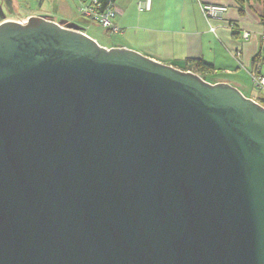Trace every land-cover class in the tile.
I'll return each instance as SVG.
<instances>
[{"label":"water","instance_id":"water-1","mask_svg":"<svg viewBox=\"0 0 264 264\" xmlns=\"http://www.w3.org/2000/svg\"><path fill=\"white\" fill-rule=\"evenodd\" d=\"M0 264H264V108L47 17L0 24Z\"/></svg>","mask_w":264,"mask_h":264},{"label":"crops","instance_id":"crops-1","mask_svg":"<svg viewBox=\"0 0 264 264\" xmlns=\"http://www.w3.org/2000/svg\"><path fill=\"white\" fill-rule=\"evenodd\" d=\"M146 1H115L119 11L115 24L122 33L110 36L103 31L113 46L85 33L108 49L133 50L182 71L186 60L201 59L215 68L208 75L213 82H208L231 85L254 102L264 99L252 81L253 76H264L262 0H150V9L142 10ZM205 5L226 7L224 20L208 21L202 11Z\"/></svg>","mask_w":264,"mask_h":264},{"label":"built area","instance_id":"built-area-1","mask_svg":"<svg viewBox=\"0 0 264 264\" xmlns=\"http://www.w3.org/2000/svg\"><path fill=\"white\" fill-rule=\"evenodd\" d=\"M80 14L83 18H86L92 23H96L99 27L109 33L110 36L120 35L121 29L115 24V20L119 15L118 8L115 3L109 5L106 9H103L99 0H78ZM142 10L150 9V0L146 1ZM202 11L204 16L208 21L217 20L223 21L224 14L227 13L228 9L221 6H202ZM211 31H215V27H211ZM245 39L249 38V34L244 35ZM264 38V36H263ZM255 88L261 91L264 94V76L256 75L252 78ZM262 108H264V102L259 103Z\"/></svg>","mask_w":264,"mask_h":264},{"label":"rangeland","instance_id":"rangeland-1","mask_svg":"<svg viewBox=\"0 0 264 264\" xmlns=\"http://www.w3.org/2000/svg\"><path fill=\"white\" fill-rule=\"evenodd\" d=\"M22 1L23 0L19 1L20 5ZM28 1L31 4L32 11H34V15L37 14L50 18L66 28L77 29L80 27L78 25H81L84 32L96 37L101 44H106L108 46L114 45V43L110 42L112 39H108V36L105 35L99 26L80 15V5L78 0H38L39 4H41L39 8L37 7V4H35L36 0ZM27 15L29 16L31 14L28 13ZM21 21L25 20L21 19ZM207 79L208 81L213 82L211 78ZM258 94L264 95L261 91H258Z\"/></svg>","mask_w":264,"mask_h":264},{"label":"flooded vegetation","instance_id":"flooded-vegetation-1","mask_svg":"<svg viewBox=\"0 0 264 264\" xmlns=\"http://www.w3.org/2000/svg\"><path fill=\"white\" fill-rule=\"evenodd\" d=\"M19 1L20 0H0V24L5 22L23 23L32 17L40 16L37 14L34 15V11H32L33 9L28 0H23L21 5L19 4ZM35 4H37L38 8L41 5L38 0L35 1ZM28 13L31 15L28 16ZM21 19L25 21H21Z\"/></svg>","mask_w":264,"mask_h":264},{"label":"trees","instance_id":"trees-1","mask_svg":"<svg viewBox=\"0 0 264 264\" xmlns=\"http://www.w3.org/2000/svg\"><path fill=\"white\" fill-rule=\"evenodd\" d=\"M115 1L116 0H99V3L101 4L103 9H106L109 5L114 4ZM262 3H263V13H262V16H261V24H262L263 30H264V0H262ZM95 25H97V24L95 23ZM103 31H105V30H103ZM105 33L109 34L106 31H105ZM236 36H237V34H236ZM260 59H261L260 55H258L256 58H254V65L255 66L259 64ZM183 70L184 71H190V72H193L195 74H198L203 79L208 81V79H207V78H209L208 75H211L214 72L215 68H214V66L205 63L201 59H188L183 64ZM262 102H264V99L261 100V102H259V103H262Z\"/></svg>","mask_w":264,"mask_h":264}]
</instances>
